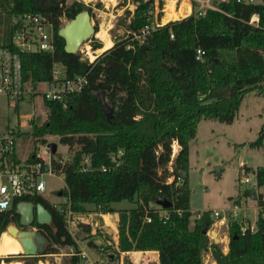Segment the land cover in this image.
Returning a JSON list of instances; mask_svg holds the SVG:
<instances>
[{"label":"trees","instance_id":"1","mask_svg":"<svg viewBox=\"0 0 264 264\" xmlns=\"http://www.w3.org/2000/svg\"><path fill=\"white\" fill-rule=\"evenodd\" d=\"M127 1L122 0L121 6L126 7ZM131 1L135 10L126 8L114 23L117 35L112 47L90 63L77 53H67L66 41L59 34L63 18L70 21L85 11L92 16L90 7L67 0H0V45L10 42L14 22L23 14H41L53 25L52 54H21L25 79L34 86L49 82L54 63L64 66L68 79H87L81 93L57 102L45 100L46 120L34 121L30 132L16 133L17 140L31 141L27 161H33L37 143L45 142L46 136L57 137L68 148L71 159L55 165L64 174L62 194H69L75 212H87L88 206H94L103 214L118 213V255L155 251L158 264H203V254L209 251L216 264H264V166L252 170L254 183L262 190L255 202L256 231L242 235L240 216H228L226 254L202 234L215 221L208 212H192L187 179L189 145L199 124L210 120L230 125L248 93L264 97V0L260 4L214 0L219 11L205 10L201 16L192 14L178 21H170L175 18L166 13L162 21L170 22L142 44L131 40L130 34L149 24L153 0ZM197 6L193 2V13ZM254 15L258 16L255 26L249 24ZM94 29L97 33V25ZM88 42L93 52L102 49L94 38ZM198 50L204 52L200 59ZM100 92L113 110L110 121L102 112ZM175 144L179 150L173 158ZM263 145L264 124L249 146ZM119 152L114 168L112 159ZM88 155L91 171L82 173L79 164ZM248 171L244 168L245 174ZM158 200L171 207L156 206ZM21 201L42 205L51 215L50 224H33L47 242L44 255L70 248L76 255L68 263L83 264L64 214L40 196L16 204ZM122 201L135 207L114 210L112 204ZM158 211L166 212L167 219ZM0 220V233L10 220L18 222L15 205ZM20 257L22 264H39L44 256ZM12 261L15 257L2 260Z\"/></svg>","mask_w":264,"mask_h":264},{"label":"rangeland","instance_id":"2","mask_svg":"<svg viewBox=\"0 0 264 264\" xmlns=\"http://www.w3.org/2000/svg\"><path fill=\"white\" fill-rule=\"evenodd\" d=\"M110 1V0H109ZM109 5H100V16L92 15L93 25H97L98 32L93 37L102 45V49L93 52L91 50L89 42L81 44L77 50V54L81 55L83 59H87L90 63L96 58V55H100L105 50V41L100 36V29L103 27L109 35V39L113 45V38L117 35L114 23L119 16L124 14V10L127 8L130 12L135 10L134 2L131 0L127 1V7L121 6L122 0H111ZM191 2L193 8L192 0H181L179 3L175 2L172 4V0H163V4L166 6L165 12L168 16L176 18L175 12H177L178 19L187 18L185 14L190 12ZM69 3L71 1H68ZM215 3L216 1L213 0ZM218 2V1H217ZM252 4H260L261 0H245ZM176 4V5H175ZM179 7L174 9V7ZM193 11V10H192ZM184 17H181L183 16ZM174 21H177L174 20ZM66 21L62 20V28ZM165 24L167 23L164 21ZM112 47V46H111ZM32 113L35 114L33 121L26 125L27 120L31 117ZM47 112L42 106L40 99L36 102H23L18 107V110L13 105L12 101L5 97H0V132L5 131L7 128H12L17 124L19 133L30 132L32 123L39 120L40 124L46 120ZM264 124V97H258L254 92L248 93L240 106L239 113L235 118L234 122L230 125L221 124L216 121H202L198 127L196 138L190 142L189 145V172H188V187L190 190V208L192 212H208L212 220H216L213 214L215 212L221 213V216H226L229 212H232L233 206H238V213L242 222V227H253L256 228L257 218H258V205L242 197V193L250 189V184H242L244 177H247L254 184V175L252 170L257 167L264 166V145L261 148H251L250 143L254 142L257 138L258 131L261 125ZM45 142L36 146H40V150H43L44 146L48 144H56L57 151L54 154V158L63 157L65 159H70L71 152L67 147L60 144L57 137H44ZM176 146L173 145V147ZM172 147V157L174 158L177 154L178 148L176 146V153ZM31 152V141L19 139L17 140V155L21 160H25L28 154ZM244 168H248L250 171L244 172ZM46 182L48 184V189H65L66 184L63 178H47ZM257 193H261V189H256ZM241 194V198H237ZM51 201H55L57 198L50 196ZM88 213H92L91 217H85V222L91 227V232L82 230H73L75 241H77V246L79 244L82 249H84L89 256L93 254L94 250L98 257L91 258V264H100V260H103V264H120L121 256L117 254L115 244L112 243V238L114 232L116 231L110 226L108 219L99 218L100 212L95 210L94 206H88ZM115 209H130L134 208V204L126 201L120 203L112 204ZM80 213V212H79ZM84 213V212H82ZM87 213V214H88ZM111 220V219H110ZM90 223V224H89ZM113 223V220H112ZM85 226V225H83ZM87 226V225H86ZM207 235L211 242H213L214 235L211 231H214L215 237L221 239L218 245L221 246L223 253L228 251V232L226 225L216 226V222H213ZM9 233V230H5L0 234ZM27 232V231H25ZM30 233V232H27ZM118 233V231H117ZM225 235V237H224ZM226 239L224 241L223 239ZM97 240H101L102 244H96ZM89 242L91 245L87 244ZM109 243V245H107ZM105 244V245H104ZM112 245V246H111ZM58 254L44 255L42 261L39 264H69V260L72 255H76L75 251L70 248L60 249ZM20 256L15 257V262L22 264L20 262ZM83 264L85 261H89L86 257L79 255ZM101 256V257H99ZM9 257V256H7ZM6 257V258H7ZM4 258L0 257V264ZM138 260L137 258L135 259ZM122 264H134L131 259H124ZM150 264V263H148ZM156 264V263H151ZM203 264H216L213 260L210 252H205L203 254Z\"/></svg>","mask_w":264,"mask_h":264},{"label":"built area","instance_id":"3","mask_svg":"<svg viewBox=\"0 0 264 264\" xmlns=\"http://www.w3.org/2000/svg\"><path fill=\"white\" fill-rule=\"evenodd\" d=\"M68 1L81 2L90 7L92 15L96 17L101 15L99 10L100 5L98 4H112V1L109 2L107 0H67V2ZM160 1L163 0H153V5L148 12L149 24L139 32L131 33V40H137L142 44L157 29L165 26L170 21H174L170 20L166 24L162 21L165 15L166 5L163 4L160 6ZM192 1L197 3L198 6L195 13H193V8L191 7V12L188 14L189 16L192 14L201 16L205 10L219 11L213 0ZM218 1L225 2V0ZM177 2L178 0L176 3ZM178 8L179 7H174L175 11ZM62 20H65V23L68 22L65 18ZM178 20L177 18V21ZM257 22L258 16L254 15L251 17L249 24L255 26ZM14 24L15 31L10 42L6 45H0V97H5L12 101L13 105L18 110L20 104L25 101L31 102L32 105L38 99H40L42 104L45 100L57 102L64 100L67 96L72 94H79L84 90L87 85L86 77L77 76L72 79L66 78L64 66L59 63H54L52 65L51 80L49 82L34 86L30 80L25 79L22 70L21 54L36 52L52 54L54 52L53 25L41 14H23ZM203 54L204 52L198 50L197 59H200ZM34 118L35 114L32 113L25 124H30ZM19 124L18 122L14 127L7 128L5 131L0 132V215H5L14 205L16 209L19 203L25 202L21 201L16 204L20 199L40 196L45 198L53 209L64 214L66 229L74 240L73 230H82L81 227L83 225H87L91 232V227L85 222L84 218L91 217L92 213H79L73 211L69 194H62L63 189H48V184L46 182L47 178L64 179L63 172L57 171L55 165H64L71 157L70 159H65L63 157L54 158V154L48 147V144L44 146L43 150H40V146H37L36 153L32 155V162L27 161L31 153L28 154L25 160H21L17 155L16 133L19 132ZM45 140L46 139H44V141ZM120 155L121 152L112 159L114 168L119 164L117 159ZM90 162L91 156H84L79 164V171L82 173L90 172ZM102 171L105 172L106 169H102ZM242 184H250V187L257 189L255 183L252 184L251 180L247 177H244ZM55 192H58V194H54ZM50 196L56 197L57 199L51 201L49 199ZM239 210L238 206L235 205L232 208V212H229L226 216H221V213L215 212L213 216L216 218V226L226 225L229 217L237 218L239 216ZM158 212L160 217L167 219L166 212ZM147 222H150V220H147ZM240 230L241 234L244 235L247 230L254 233L256 228L252 226L246 228L241 227ZM208 233L209 231L207 235H209ZM75 242L77 244V241ZM78 255L86 257L85 253L80 250Z\"/></svg>","mask_w":264,"mask_h":264},{"label":"water","instance_id":"4","mask_svg":"<svg viewBox=\"0 0 264 264\" xmlns=\"http://www.w3.org/2000/svg\"><path fill=\"white\" fill-rule=\"evenodd\" d=\"M59 34L66 41L65 51L72 54L76 53L81 44L88 42L96 34L94 25L92 24L91 15L87 11L77 14L73 20L68 21L67 24L64 25V28H61ZM98 98L105 118L107 121H110L113 116V110L107 104L104 92H100ZM48 147L51 149L52 153L55 154L57 149L56 144H49ZM242 197L256 202L258 198L256 188L251 187L250 189L245 190L242 193ZM156 204L163 209L171 207V203L165 200H158ZM16 212L20 217V224L22 227H32L34 222L38 225H48L51 222L50 213L42 205L35 206L30 202H21L17 205ZM82 227L84 231L89 232L88 226L85 225ZM207 232V229L204 228L202 234H207ZM211 233L214 235L213 243L219 244V239L215 237L214 231H211ZM9 234L19 242L23 250L21 254L9 257H18V255L24 257L44 256L47 242L40 233L36 231H31L30 233H18L16 229H11L9 230ZM226 253L227 252H224V254Z\"/></svg>","mask_w":264,"mask_h":264},{"label":"crops","instance_id":"5","mask_svg":"<svg viewBox=\"0 0 264 264\" xmlns=\"http://www.w3.org/2000/svg\"><path fill=\"white\" fill-rule=\"evenodd\" d=\"M107 1H109V0H107ZM111 1V0H110ZM173 2H172V4L175 2V0H172ZM177 1V0H176ZM180 1L181 0H178V2H177V4L178 3H180ZM189 2V4H190V6L192 7V5H191V2L190 1H188ZM182 3V2H181ZM167 5H168V3H167ZM166 5V6H167ZM176 5V4H175ZM180 6H181V4H180ZM178 7V6H177ZM175 8H176V6H175ZM178 12V11H177ZM177 12H175V14H176V18L174 19V20H176L177 18H178V16H177ZM189 14V12H187L186 14H185V16H187ZM165 15H166V12H165ZM165 15H164V17H165ZM163 17V18H164ZM181 17H184V15L183 16H181ZM111 45H112V43H111ZM201 124V123H200ZM199 124V125H200ZM177 146V145H176ZM178 150H179V148H178ZM178 152V151H177ZM176 153V152H175ZM135 207V206H134ZM130 209H132V208H130ZM130 209H114V210H130ZM96 215H98V217L99 218H104L105 219V222H106V219H108V221L110 222V226L112 227V226H115V227H113L116 231L114 232V235H113V238H112V243H114L115 244V248H116V250H118V233H117V223H118V220H119V217H118V213H108V214H103V213H99V214H96ZM111 219V220H110ZM112 220H113V223H112ZM227 228V227H226ZM224 237H225V235H224ZM224 241H226V239L224 238L223 239ZM220 241H221V239H220ZM219 241V242H220ZM96 244H102V241L101 240H97L96 242H95ZM78 244V243H77ZM87 244H89V242H86V246H88ZM105 245V244H104ZM107 245H109V243L107 244ZM112 246V245H111ZM80 251H82V252H84L85 253V255L87 256V259L89 260V261H85V263H87V264H91V258H93V257H98L96 254V252L94 251V250H92V249H90V251H93V253L95 254V256H93V254L91 255V256H89V253H87L84 249H82L81 248V246H80V244H79V248H78ZM120 256H121V261H120V264H122L123 263V258L124 259H131V261H133L134 262V264H148V263H156V264H158V254H157V252H155V251H146V252H129V253H121L120 254ZM99 257H101V256H99ZM138 259L137 261L135 260V259ZM98 263H100V264H103V260H100V258H99V262Z\"/></svg>","mask_w":264,"mask_h":264},{"label":"bare ground","instance_id":"6","mask_svg":"<svg viewBox=\"0 0 264 264\" xmlns=\"http://www.w3.org/2000/svg\"><path fill=\"white\" fill-rule=\"evenodd\" d=\"M111 2V1H109ZM100 36L105 41V48H111V41L109 39L108 32L102 27L100 29ZM175 147V148H174ZM174 152H176V146H174ZM23 252L21 245L19 242L12 237L9 233L5 232L1 235L0 240V257L6 258L7 256H13L17 254H21ZM1 264H19L18 262L12 261L10 263L2 262Z\"/></svg>","mask_w":264,"mask_h":264},{"label":"flooded vegetation","instance_id":"7","mask_svg":"<svg viewBox=\"0 0 264 264\" xmlns=\"http://www.w3.org/2000/svg\"><path fill=\"white\" fill-rule=\"evenodd\" d=\"M12 209H10L8 212H11ZM7 212V213H8ZM2 224L1 220H0V225ZM11 229H16L18 233L20 232H31V231H36L38 232V230L32 226V227H22L20 224V217L18 222L14 221V220H10L7 225H6V230H11ZM1 234V233H0Z\"/></svg>","mask_w":264,"mask_h":264}]
</instances>
